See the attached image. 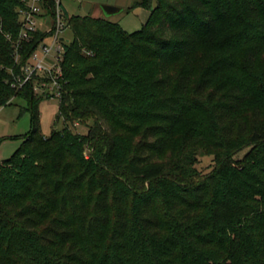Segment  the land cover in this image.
Masks as SVG:
<instances>
[{"label":"trees","instance_id":"obj_1","mask_svg":"<svg viewBox=\"0 0 264 264\" xmlns=\"http://www.w3.org/2000/svg\"><path fill=\"white\" fill-rule=\"evenodd\" d=\"M23 6L0 0V107L32 123L0 161V264H264V0H138L132 33L60 3L57 117L91 124L49 135Z\"/></svg>","mask_w":264,"mask_h":264},{"label":"rangeland","instance_id":"obj_2","mask_svg":"<svg viewBox=\"0 0 264 264\" xmlns=\"http://www.w3.org/2000/svg\"><path fill=\"white\" fill-rule=\"evenodd\" d=\"M138 0H61L62 10L70 16L105 17L102 14V6L121 8V12L106 17L128 33L140 30L149 17V10L133 7ZM154 6V4H153ZM152 6V7H153ZM131 8V9H130ZM60 37L63 40H71L72 32L65 28ZM40 94V93H39ZM37 96H39L37 94ZM43 98V96H42ZM27 103L19 98L13 100L11 105L0 107V161L9 158L20 146L22 138L32 128L31 112L26 110ZM59 101L57 98H43L37 104L38 125L37 131L43 135H49L53 130L69 128L73 133L85 134L91 121L66 124L62 119L58 120ZM242 156V153L239 157ZM196 167L201 172H208L212 166V157L200 155L197 158Z\"/></svg>","mask_w":264,"mask_h":264},{"label":"built area","instance_id":"obj_3","mask_svg":"<svg viewBox=\"0 0 264 264\" xmlns=\"http://www.w3.org/2000/svg\"><path fill=\"white\" fill-rule=\"evenodd\" d=\"M24 6L19 10L21 28L19 38L30 41L32 35L40 31L44 33L36 47L28 54L22 66V84L33 83L36 94L51 98H59L61 93L62 70L61 62L64 54L61 32L65 29L59 4L54 0L55 8L48 14L44 7L45 0H23Z\"/></svg>","mask_w":264,"mask_h":264},{"label":"water","instance_id":"obj_4","mask_svg":"<svg viewBox=\"0 0 264 264\" xmlns=\"http://www.w3.org/2000/svg\"><path fill=\"white\" fill-rule=\"evenodd\" d=\"M101 10H102V14L105 17H110L112 15H115L121 12L122 9L118 7H112V6H102Z\"/></svg>","mask_w":264,"mask_h":264}]
</instances>
